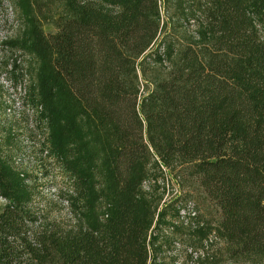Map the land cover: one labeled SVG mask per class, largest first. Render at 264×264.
Wrapping results in <instances>:
<instances>
[{"label":"trees","instance_id":"16d2710c","mask_svg":"<svg viewBox=\"0 0 264 264\" xmlns=\"http://www.w3.org/2000/svg\"><path fill=\"white\" fill-rule=\"evenodd\" d=\"M14 3L24 20L0 69L74 217L37 210L34 175L0 158V264H149V230L167 214L144 189L157 158L218 206L234 256L264 264V0H197L200 41L143 97L137 58L160 30L159 0H65L51 35L31 0Z\"/></svg>","mask_w":264,"mask_h":264},{"label":"rangeland","instance_id":"374dc122","mask_svg":"<svg viewBox=\"0 0 264 264\" xmlns=\"http://www.w3.org/2000/svg\"><path fill=\"white\" fill-rule=\"evenodd\" d=\"M196 3L197 0H159L160 30L147 50L137 58L142 97L160 79L169 76L172 69L171 58L178 56L179 49L185 43L200 41L197 19L192 17ZM31 5L41 28L48 35L56 32L60 18L68 15L65 0H31ZM23 20L14 0H0V47L6 43V39L19 33ZM173 51L175 53L172 54ZM155 53L161 54L163 59H155ZM2 54L3 51H0V64L4 61ZM6 82L9 81L5 77L0 79V130L4 131L0 133V158L10 163L14 154L20 156L18 159L21 156H37L38 143L26 137V112L22 110L14 113L15 110L12 109L18 106L19 100L10 89L4 88L8 84ZM157 159L161 168L152 160L154 173L144 182V189L157 202L158 210L162 209L167 214L165 221L155 227L154 222L149 230L148 263H249L247 258L231 253L230 245L220 229L221 211L197 180L184 173V167L180 163L173 162L167 167ZM31 162L26 161V168L38 176L32 182L36 192L34 207L41 209L49 218H73L67 202L61 197L63 182L58 175H54L59 170L54 168L51 169L52 174L47 173L49 168L42 170L37 162ZM7 202L8 199L0 195V209ZM153 235L156 236L155 242L151 241Z\"/></svg>","mask_w":264,"mask_h":264},{"label":"built area","instance_id":"2783aa9c","mask_svg":"<svg viewBox=\"0 0 264 264\" xmlns=\"http://www.w3.org/2000/svg\"><path fill=\"white\" fill-rule=\"evenodd\" d=\"M20 52V53H19ZM28 54H26V53H24V52H22V51H18V53H14V57H12V58H10V60L9 61H11V59L13 60V58H16V57H18V60H16L17 62H18V68H19V70L21 71V70H24V66H26L27 64V62H26V59H28L29 57L27 56ZM16 56V57H15ZM12 66V63L11 62H9L8 63V67H11ZM10 74V73H9ZM10 76V75H9ZM7 74H6V72H2L1 71V75H0V79H3L4 77H5V79L7 80V81H9V82H6V83H8L7 85H5V89L6 90H11L13 93H15L16 94V97H17V100H19V102H18V106H14L15 108H13L12 110H15L14 111V113H16V111H21L22 112V110L23 111H25L26 113H25V115H26V119H27V131L26 130H24V132H25V135H26V137H29L30 139H33L36 143H38V146H37V151H36V149H35V151H36V154H38L37 156H27V157H23V156H21V159H18L17 157H20V156H17L16 154H14V163L16 164V165H18V166H22L23 168H21V170H26V171H28L29 173H31L32 175H34L33 177H34V179H33V181H35V180H37V178H38V176H37V174H35V173H33V172H31L30 170H28V168H26V165H27V163H26V161H32V162H37V164H38V166H40L41 168H42V170H45V167H47V168H49V171L47 172V173H51L52 174V172H51V169H54V167L52 166V167H49L48 165L47 166H45L44 165V162H43V165H42V162H41V160L42 159H40V157H41V152H40V150H39V147H40V145H41V138L39 137V135L37 134V135H33V134H31V132L29 131V129L30 128H32V124H31V122H30V110L29 109H26L24 106H23V103H22V99H21V96H20V93L22 92V89L19 87V89H15L14 88V85L12 84L13 83V80L9 77ZM21 115H23V113L21 114ZM4 131L3 130H0V133H3ZM2 137H4L3 135H2ZM16 150H18V149H16ZM23 159H24V161H23ZM31 162V163H32ZM33 181H30L31 183L33 182Z\"/></svg>","mask_w":264,"mask_h":264}]
</instances>
